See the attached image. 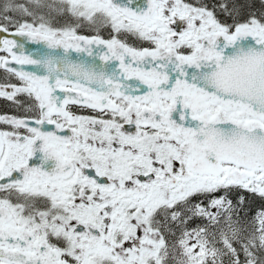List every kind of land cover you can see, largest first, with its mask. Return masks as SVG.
<instances>
[{
	"label": "snow or ice",
	"instance_id": "6c2138e0",
	"mask_svg": "<svg viewBox=\"0 0 264 264\" xmlns=\"http://www.w3.org/2000/svg\"><path fill=\"white\" fill-rule=\"evenodd\" d=\"M0 101V264H264V0H0Z\"/></svg>",
	"mask_w": 264,
	"mask_h": 264
},
{
	"label": "trees",
	"instance_id": "16d2710c",
	"mask_svg": "<svg viewBox=\"0 0 264 264\" xmlns=\"http://www.w3.org/2000/svg\"><path fill=\"white\" fill-rule=\"evenodd\" d=\"M1 106H2V103H0V110H4L3 107H1ZM258 206H259V201H256L254 203L253 207L255 208V207H258Z\"/></svg>",
	"mask_w": 264,
	"mask_h": 264
},
{
	"label": "flooded vegetation",
	"instance_id": "af4514ba",
	"mask_svg": "<svg viewBox=\"0 0 264 264\" xmlns=\"http://www.w3.org/2000/svg\"><path fill=\"white\" fill-rule=\"evenodd\" d=\"M0 103H2L1 107H3V109H6L8 107L7 104L4 101H0Z\"/></svg>",
	"mask_w": 264,
	"mask_h": 264
}]
</instances>
